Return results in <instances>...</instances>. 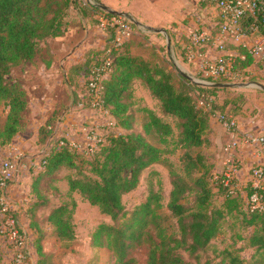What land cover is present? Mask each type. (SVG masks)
Here are the masks:
<instances>
[{"label": "trees", "instance_id": "16d2710c", "mask_svg": "<svg viewBox=\"0 0 264 264\" xmlns=\"http://www.w3.org/2000/svg\"><path fill=\"white\" fill-rule=\"evenodd\" d=\"M69 10H74L86 24L90 21L97 25L98 13L112 16L100 11L99 6L84 5L82 0H0V102L7 109L3 128L0 129V144L10 143L18 134L28 108L27 94L19 82L11 79V74L15 69L36 61L42 50L51 57L49 43L64 36V18ZM261 30L264 31V27ZM186 45L181 49L180 56L184 55ZM108 47L97 51L88 63L69 66L66 78L74 82L77 78L74 72L82 70L86 82ZM132 47L133 42L125 41L113 53L102 93L104 108L117 126L127 131L126 134L105 136L99 149L86 159L67 145L58 146L59 139L53 136L56 123L46 121L38 130V141L47 148L41 157L40 171L32 175L29 200L23 212L29 220V228L38 232L34 241L35 264H56L53 254L45 251L48 239L41 231L43 226L53 228L61 251L71 250L74 246L73 208L68 204H51L41 190L46 180H54L63 169L76 170L79 165L86 164L90 176L80 173L75 179L69 178V190L79 192L90 205L110 219V223L101 225L91 239L93 247L102 251L104 260L101 264H136L135 255L141 249L144 232L152 223L158 227L159 233L165 234L163 222L166 219L157 213L155 195L130 212L125 210L122 202L123 196L136 189L142 173L160 162L161 150L151 145L146 136L152 131L164 137L172 134L171 125L151 111H147L149 122L143 126L144 134L132 131L135 122L131 113L133 85L137 82L158 103L160 114L175 121L176 144L186 151L181 158L184 173L170 171L171 191L167 203V210L176 219L180 239L166 237L147 264H193L191 261L194 264H264V214L244 211L243 199L230 194L225 178L213 173V164L209 165L206 156L201 152L190 154L191 150L215 147L211 119L217 112L226 116L232 113V117L238 114L233 99L224 101L220 107L217 103L212 106L213 100L210 99L217 93L237 95L240 100L243 97L235 89L204 87L190 83L182 76L176 80L170 62L151 64L133 56ZM237 50L245 54L243 48L237 47ZM251 61L250 58L244 61L236 59L235 69L244 70ZM51 62L52 58L48 59L46 67ZM208 104L210 110L207 109ZM228 107L229 110H226ZM217 196L221 199L219 207L214 206ZM153 202L156 207H151ZM43 212L46 214L42 215ZM238 214L242 216L243 225L252 229L246 242L249 248L255 250V256L246 261L236 251L226 249L219 261L200 263L198 256L217 237L221 220ZM134 230L138 233L134 234ZM171 243L181 244V251L175 250L176 245ZM111 251L115 254L111 255ZM107 252L110 254H104ZM98 257H94V264L99 263Z\"/></svg>", "mask_w": 264, "mask_h": 264}, {"label": "rangeland", "instance_id": "374dc122", "mask_svg": "<svg viewBox=\"0 0 264 264\" xmlns=\"http://www.w3.org/2000/svg\"><path fill=\"white\" fill-rule=\"evenodd\" d=\"M122 1H129L130 10L112 11L122 13H126L125 11H127L128 13L126 14H129L131 18L140 23H142L141 20H150L147 15L155 13V11L151 9L155 8V10H157L161 6L158 0ZM82 2H87V4L93 6L104 5L107 7V5L98 0H82ZM148 2L151 5L150 10L148 6H143L144 3L149 4ZM132 14H136V16ZM155 20L159 22L157 18ZM64 23L66 28L64 36L49 43V48L52 51L51 57L46 54L45 50H42L36 61L32 64H25L15 69L10 76L13 81H17L22 85L28 100V108L22 118L20 131L10 143L0 144V162L7 156H10V154L12 156L16 155L15 157L17 158V160H13V162L19 172L15 182L10 185V190L15 186L20 187V203L17 201L18 198L14 200L16 204L13 202V206H18L19 211L24 210L27 203L25 201L29 200L28 193H30L32 175H35L41 169V157L47 145L45 146L39 143L38 130L46 121H51V123L54 122V124L56 123L53 136L59 140L68 136L70 139L80 141V138H77V136L81 133L80 128L84 126L98 127L105 136H118L127 133V131L117 126L110 114H108V116L102 115L89 107L88 96H85V78L83 77L82 70L79 71V73L74 72V76H77L74 82H71L65 76V73H67L70 67L91 61L96 56L97 51L102 50L110 43L109 37L106 32L99 30L96 24L90 21L86 24L74 10H69L67 12ZM170 25L171 24H168L166 27H163L166 28L163 30H165L167 34V39L162 34L152 33L142 27L135 26L132 35L126 40L133 42L135 50V54L133 55L151 64L160 65L166 61L170 62L176 80H178L180 76V69L197 80L217 83V81L210 82L198 72L193 73L189 71L190 66H194V64L187 62L183 56H180V51L183 46H180L178 40H181V38L179 34L175 35L176 30ZM145 26L160 29V27ZM167 40L170 46L169 52L167 51ZM51 58H53L52 61L55 64L54 68L52 70L44 69L43 65H46V61ZM62 66H64L65 69L70 67L65 71ZM239 71L240 77L236 82L231 83L256 82L264 85V79L261 76L254 73H243L242 71L244 70ZM235 90L243 97V100L237 99V95L217 93L210 99V101L213 100L212 106L217 103L218 107H220L224 101L229 102L233 99L239 110L238 114L234 117L237 121H239V119L245 121L249 118H256V122L259 120L258 123H264V92L256 88ZM132 102L131 113L135 120L132 131L134 133L144 134L143 126L149 122L147 111L153 112L172 127V134L170 136L164 137L154 131L146 136V140L151 145L161 150L160 162L147 168L142 173L136 189L122 198L125 210L130 212L140 203L148 200V197L155 195V199L158 202L157 213L165 216L166 220L163 222V226L166 229L165 234L159 233V229L154 223L150 224L144 232L141 249L135 255L136 264H147L148 259L158 251L159 243L165 240L166 237H171L176 240L180 239V232L176 219L173 218L167 210V203L171 191L170 171H174L177 174L184 173L181 166V158L186 151L176 144L177 130L175 129V121L170 117H164L160 114L158 103L150 97L148 90L138 82L133 85ZM207 109L210 110L209 104L207 105ZM226 110H229V107L226 108ZM6 114L7 109H5L3 103L0 102V129L3 128ZM219 114L221 113L217 112L211 120H216L215 118ZM228 114L232 116V113ZM68 117L70 119H68ZM42 122L44 123L40 126L39 124ZM73 122L76 124L70 126L69 124ZM197 152H201L206 156L209 165L210 163L213 164V173L216 176L223 175V172L220 170L221 167L217 164L219 154L217 146L212 149L201 148L198 150H191L190 154L193 155ZM210 155L213 157L212 160ZM86 159H90V157ZM79 167L80 168L76 170L63 169L54 180L49 179L42 184L41 193L47 195L51 204H68L73 208L74 246L71 250L64 251L62 249L63 252L61 251L62 247L55 240L53 228H50L48 225V227L43 226L41 228V231L48 239L45 244V251L53 254V260L56 264H94V257L96 255L99 256L98 264H101L104 260L101 249L93 247L91 239L101 225L110 223V219L102 215L97 207L90 205L79 192H71L69 190V178L75 179L79 177L80 173L90 176L86 164L79 165ZM237 183L238 182L235 180L234 184L236 186L238 185ZM244 191L245 189L242 191L237 190L236 193L232 195L240 196L243 199V209L245 211L247 208L245 199L246 194ZM220 203L221 199L218 196L215 197L214 206L219 207ZM151 207H156V203L153 202ZM19 211H17L16 217L21 227L25 230L28 239L27 246L29 257L27 264H35L36 254L34 241L38 236V232L29 228V220L27 217H24L25 215L23 216L25 225L22 224L20 218L22 211ZM44 214H46V212L42 213V215ZM251 231V228H246L245 225H243L242 216L240 214L225 216V218L221 220V227L217 237L199 254V262L203 263L206 260L217 262L220 260L222 252L226 249L232 252L236 251L238 256L246 261L251 260L255 256V250L249 248L246 242ZM133 233L135 234L138 232L134 230ZM171 244L172 246L176 245L175 250L181 251V244ZM104 254L109 255L110 253L107 252ZM114 254L115 253L111 251V255ZM0 255V264L10 263L8 249L1 237ZM191 262L194 264V261Z\"/></svg>", "mask_w": 264, "mask_h": 264}, {"label": "built area", "instance_id": "2783aa9c", "mask_svg": "<svg viewBox=\"0 0 264 264\" xmlns=\"http://www.w3.org/2000/svg\"><path fill=\"white\" fill-rule=\"evenodd\" d=\"M201 2L214 5L219 17L218 32L215 36L206 30H193L188 36V43L185 47L184 59L189 63L200 60L198 73L204 78L212 81L236 82L240 77V71L235 69L236 59L244 61L250 58L258 66V73L264 79V0H199ZM87 5V2L83 3ZM246 19L250 23L244 25ZM97 28L103 32L110 33L111 40L108 49L104 51L102 61L92 68L86 83L89 107L102 115L108 116V111L103 106L102 93L103 83L110 71L113 62V53L117 52L122 44L132 34V23L117 16H106L103 13L96 14ZM256 34L257 37L250 45H243L244 36ZM231 39L237 47L245 50V54L236 56H223L216 60L206 58L205 49L213 45L218 51H225L226 42ZM243 73H255L244 70ZM217 122L228 132L237 129L238 121L232 116L219 114ZM80 141L70 139L68 136L59 140L58 146L67 145L76 153L85 157H91L104 142L105 135L98 127L80 128ZM77 137V138H78ZM241 140L248 144L254 156L261 161V165L250 170L249 188L251 194H246L247 211L264 214V134L251 135L244 134ZM238 145V140H229L224 151L230 153ZM16 156V155H15ZM15 156H7L0 162V237L4 240L10 256L9 264H27L28 239L25 230L21 227L16 214L17 208L13 206L10 198V185L15 182L18 176V169L13 160ZM223 173L225 186L230 194L236 193L238 187L234 184L237 171L236 163L233 159L225 164Z\"/></svg>", "mask_w": 264, "mask_h": 264}, {"label": "crops", "instance_id": "0c3cea01", "mask_svg": "<svg viewBox=\"0 0 264 264\" xmlns=\"http://www.w3.org/2000/svg\"><path fill=\"white\" fill-rule=\"evenodd\" d=\"M98 1L107 5V8L108 7L109 9L111 8L110 10H119V11L130 10L129 1L127 2H123L122 0H98ZM158 1L161 3V6L157 10H155V8L151 9L150 7L151 5L149 2H148L149 4L144 3L143 6L145 5L146 7L148 6V9L155 11V13L148 14L147 17L150 18V20H145V21L141 20L143 24L139 22L140 24L160 27V29L158 30L166 29L163 27H166V25L171 24L170 26H172L173 29L175 28L174 30H176L175 35L179 34L181 40L178 39L177 40L179 41L180 46H183V48L188 43V36L193 30L196 29L206 30L210 32V34L213 36L217 34L220 20L217 14V9L214 5L211 4L209 5L208 3L201 2L199 0H158ZM125 12L128 13L127 11ZM132 15L136 16V14H132ZM156 18L159 20V22L155 20ZM249 23L250 20L246 19L244 25L246 26ZM106 34L109 37V40H111L110 33H106ZM256 37H257L256 34L244 36L242 39L243 45H250L251 42ZM131 54L132 55L135 54L134 46L131 49ZM237 54H240L239 50H237V45L231 39H229L226 42L225 51H218L213 45H209L208 47L205 48L206 58L210 60H216L217 58L223 56H236ZM193 64L194 66H190L189 71L193 73H197L200 65V60L195 61ZM54 65H55L54 62L52 61L48 67H46V65L44 64L43 68L52 70L54 68ZM67 69H65L64 67L65 71H67ZM244 70L247 71L250 70L252 72H255L254 74H257L258 66L256 63L251 61L250 66ZM68 119L70 118L68 117ZM256 120H257L256 118H249L248 120L245 121L239 119L237 129L234 132L226 131L219 123H217V120H211V125L214 132L213 134L214 143L215 146H217V150L219 152L217 164L218 166L221 167L220 170L224 171L226 168L225 164L229 160L233 159L235 161L237 166V171L235 174V180L238 182L237 187L238 190L241 191L245 189L244 191L245 194L251 191V189L248 187L249 184L251 183L250 181L251 178L249 176L250 170L253 167L262 164L261 161H259L254 156L253 151L249 147V145L241 140V137L244 134H251L258 136L264 134V123H258L259 120L257 122ZM43 123L44 122L40 123L39 125L42 126ZM75 124L76 123L73 122L69 125L72 126ZM233 139L238 140V145L234 150L230 151V153H226L224 151L226 143L229 140H233ZM19 190L20 187L15 186L9 192L10 198L14 203H15L14 200H17L16 198H18L17 201L20 203ZM16 208L17 211H19V207L16 206ZM23 212L24 210L22 211V215L20 216L22 224H24L23 220L25 217Z\"/></svg>", "mask_w": 264, "mask_h": 264}, {"label": "water", "instance_id": "95a60500", "mask_svg": "<svg viewBox=\"0 0 264 264\" xmlns=\"http://www.w3.org/2000/svg\"><path fill=\"white\" fill-rule=\"evenodd\" d=\"M100 10H102L105 13H108L112 16H117V17H124L126 19H128L133 25L137 26V27H142L145 30L152 32V33H156V34H162L167 37V34L164 30H158V29H154L151 27H147L144 26L142 24H140L139 22L135 21L133 18H131L128 14L126 13H120V12H115L110 10L109 8L105 7L104 5H98ZM168 44H167V51H170V46H169V41L167 40ZM179 74L180 76H182L183 78H185L186 80H188L190 83L193 84H197L200 86H204V87H212V88H230V89H249V88H256L259 89L261 91L264 92V85L256 83V82H249V83H209L206 81H201V80H197L189 75H187L186 73H184L183 71H181L179 69Z\"/></svg>", "mask_w": 264, "mask_h": 264}]
</instances>
